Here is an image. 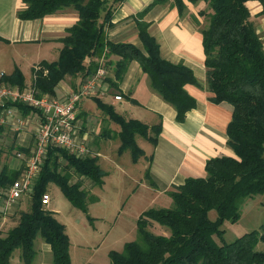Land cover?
<instances>
[{"label": "trees", "instance_id": "16d2710c", "mask_svg": "<svg viewBox=\"0 0 264 264\" xmlns=\"http://www.w3.org/2000/svg\"><path fill=\"white\" fill-rule=\"evenodd\" d=\"M21 1L22 7L16 15L22 20L43 18L68 7L78 14L77 21L60 39L57 60L41 61L33 69L29 87L37 96H54L56 85L66 77L80 78L71 91L77 90L82 80L97 68L96 63L87 64L86 59L99 57L104 52L106 56H119L112 68L113 77L104 78L111 88L118 87L129 62L137 60L148 75L151 88L175 108L177 121H182L185 113L195 106V99L184 89L186 83L198 85L192 70L160 56L158 43L149 33L146 22L139 19L136 22L142 49L130 43L106 39L105 26L110 25L113 10L124 0ZM162 1L153 0L147 8ZM172 1L182 13L186 7L185 0ZM187 1L196 3L200 0ZM203 1L207 7L199 15L206 21L201 29L206 86L213 93V102H226L232 107L226 142L232 154L208 159L204 177H188L182 185L167 191L172 199L171 206L142 211L136 219V238L125 242L121 251H109L110 264H264V250L256 249L259 242L264 244V225L231 242L222 241L224 229L221 227L224 221L235 222L240 217L238 203L241 198L264 194L263 41L256 31L247 0ZM145 9L136 17L141 19ZM0 80L20 89L25 86L24 76L18 69L10 75H2ZM89 97L109 120L119 125L116 132L120 140L118 151L129 149L133 162L144 153L135 140L136 135L155 144L159 125L149 126L136 118L126 119L98 94L85 98ZM6 106L17 108L23 116L36 112L19 102ZM97 123L102 125L100 118ZM111 131L103 125L97 137L108 138ZM7 150L14 155L23 151L27 154V150L11 143ZM98 156L76 157L62 147L47 149L39 174L28 193L30 208L14 212L17 217L15 225L4 235L0 231V264H8L17 248L20 249L21 260L25 264L30 263L35 254L34 240L37 236L50 244L52 264H71L70 241L65 227L54 211L42 204L41 197L46 183L53 181L74 207L87 211L88 201L94 197L84 187V178L101 185L105 175ZM61 159L66 161L64 166ZM19 174V170H11L7 164L0 167V201ZM212 209L217 213L214 220L208 217ZM1 216L0 209V219ZM152 222L164 226L168 233L151 231ZM213 236L219 237L221 243H216Z\"/></svg>", "mask_w": 264, "mask_h": 264}, {"label": "crops", "instance_id": "0c3cea01", "mask_svg": "<svg viewBox=\"0 0 264 264\" xmlns=\"http://www.w3.org/2000/svg\"><path fill=\"white\" fill-rule=\"evenodd\" d=\"M152 1L124 0L120 3L112 12L110 25L105 26L106 39L112 42L130 43L142 49L136 22L138 19L146 22L149 33L158 43L160 56L172 63H182L192 70L198 85L186 83L184 89L195 99V106L185 113L182 121H177L175 108L151 88L149 77L142 71L137 60L129 62L117 88H111L104 80L103 90L96 91V94L114 108L118 104L123 113L117 108L115 110L126 119L136 118L149 126H160L155 144L142 136L150 143L149 150H144L138 145L144 152L140 157L145 158V183L141 178L139 184L145 185L153 194L150 201L140 198V202L148 200L155 204L156 197L159 205L154 208H158L171 206L172 199L167 191L182 185L186 178L204 177L206 175L204 168L208 159L232 154V150L226 143L227 125L231 119L232 107L226 102H213L211 100L213 93L206 86L201 32L206 21L203 16L199 15L201 10L206 9V2L200 0L191 3L185 0L186 7L182 13H179L172 0L157 2L147 8ZM246 5L255 20L256 31L263 41L264 49V2L247 0ZM21 7V0H0V65H2L0 66V77L10 75L18 69L25 80L26 72L29 71L30 81L24 86L29 87L33 69L39 62L57 60L61 47L60 39L64 36L66 29L77 21L78 14L75 9L68 7L43 18L22 20L16 15ZM144 9L142 18L136 17ZM118 59L117 55L106 56L103 52L99 57L87 58L86 63H92V65L96 63L97 67L103 66L107 71V77H113L112 68ZM79 80V77H66L56 85L55 95L52 97L64 99ZM116 94L121 96L120 100L114 98ZM106 97H109V100H104ZM12 108L16 115L18 113L22 115L17 108ZM77 114L79 119L88 120V115L82 108L81 102L77 106ZM36 116L34 112L26 115L27 118L32 119V122L23 130L15 131L8 127L11 130L10 137L0 125V147L2 143L5 145L9 140L12 145L27 150L28 154L29 147L34 143L33 124ZM90 127V132L98 135L101 125L99 123L90 124ZM109 128L118 132L120 127L110 126ZM83 133H87L84 122L79 131V134ZM25 154L26 151L21 153L22 156ZM98 155L100 156L99 151ZM3 164H7L11 170H19V176L21 175L22 158L13 156L8 161H3L1 166ZM17 208L21 210L20 202L8 215L1 216L0 228L8 226L6 228L8 230L15 225L17 217L13 215ZM151 226L154 227L155 222H152L150 228ZM161 233L165 234L164 231ZM42 241V244L38 246L39 255L35 250L32 261L27 264H52L50 244L43 238ZM10 259L8 264H11ZM13 264L25 263L19 255L18 260Z\"/></svg>", "mask_w": 264, "mask_h": 264}, {"label": "rangeland", "instance_id": "374dc122", "mask_svg": "<svg viewBox=\"0 0 264 264\" xmlns=\"http://www.w3.org/2000/svg\"><path fill=\"white\" fill-rule=\"evenodd\" d=\"M26 73V82L24 83L27 84L30 81V73L29 71ZM104 100H109V97L104 98ZM81 104L88 115V120L83 121L82 119L87 130V142L90 143L94 152H100L98 163L105 172L103 182L101 185H97L90 179L84 178V187L94 198L88 201L87 211H82L69 202L53 181H49L45 185L44 192L48 194L50 200L44 206L54 211V215L58 221L65 227L70 241L72 264H110L109 251H121L125 242L134 240L137 235L135 229L138 215L142 210L149 207H157L159 202H157L158 199L156 197L155 204L148 202L153 197V194H151L152 192L145 185L139 184L141 178H143L142 181L145 183V158L142 156L139 160L137 159L136 162H133L129 149L119 152V138L114 131L110 132L111 136L108 137L110 139L99 138L94 132H90V124L97 125L99 118L101 126L105 125L107 129H110V126L119 128V125L109 120L91 97L82 99ZM116 108L123 113L118 104H116ZM2 126L10 137V123L2 124ZM97 138L98 141L96 142ZM135 138L141 148L144 150L150 149V143L142 136L136 135ZM9 142L7 140L5 145H3L4 143L1 144L0 166L3 161L6 162L13 156L17 157L16 153L15 155L11 153V150L8 152ZM32 148L33 145L29 147L30 152ZM60 162L62 166L66 164V161L63 159ZM140 198L148 200L141 203ZM19 202L21 203V210H28L30 208V196L27 193L22 195ZM238 210L240 217L235 222L226 220L222 223L221 227L224 229L222 241L224 242H231L240 235L253 229H259L261 225H264V194H255L241 198L238 203ZM17 211H19L18 208L15 212ZM216 216L217 213L214 209L208 212L210 219L214 220ZM7 227L3 226V228H0L2 235L6 233ZM150 230L154 233H161L163 231L165 234L168 233V230L158 223H155L154 227L151 226ZM213 238L216 243H221L219 237L213 236ZM42 242L40 236L35 238L34 247L38 255V246ZM256 249L264 250V244L259 242L256 245ZM19 255L20 249L13 251L10 259L11 264L18 260Z\"/></svg>", "mask_w": 264, "mask_h": 264}, {"label": "built area", "instance_id": "2783aa9c", "mask_svg": "<svg viewBox=\"0 0 264 264\" xmlns=\"http://www.w3.org/2000/svg\"><path fill=\"white\" fill-rule=\"evenodd\" d=\"M107 71L103 66L96 68L95 72L86 77L75 91H70L64 99H56L46 94L37 96L30 87L22 89L5 81H0V125L10 123L15 131L29 126L31 118L16 115L14 109L6 104L22 103L33 108L37 114L34 122V143L29 154L17 157L22 158L24 165L21 175L6 189V196L0 201L2 215H8L16 207L24 193H29L36 177L39 174L43 159L49 147H62L73 153L76 157L87 154H97L87 142L86 133L79 134L83 121L78 118L77 103L88 95L103 90L104 78ZM117 100L119 94L114 95ZM34 120V119H33ZM50 200L48 194L41 197L42 204Z\"/></svg>", "mask_w": 264, "mask_h": 264}]
</instances>
